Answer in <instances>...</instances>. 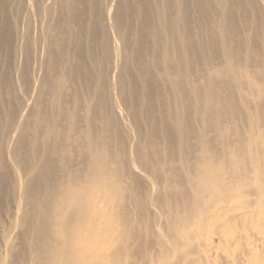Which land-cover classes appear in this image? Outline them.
Segmentation results:
<instances>
[{
    "label": "rangeland",
    "instance_id": "1",
    "mask_svg": "<svg viewBox=\"0 0 264 264\" xmlns=\"http://www.w3.org/2000/svg\"><path fill=\"white\" fill-rule=\"evenodd\" d=\"M61 1L53 0L49 11H45L48 7L41 10V0H15L14 3L17 31L13 57L8 58L14 102L10 108L0 106V143L5 152V159H0V264H27L30 255L23 244V239L28 237L21 225L23 214L30 221L39 200L49 212L66 191L76 200L74 210L78 211L82 204L87 207L96 204L110 218L129 214L136 222L142 219L143 223L138 220L137 225L146 233L151 232L154 224V229L160 226L161 213L154 206L151 209L149 203L152 199L156 204L162 200V189L168 191L172 186L169 194L176 192L177 202H185L188 191L210 190L214 181L212 169L220 176V186L231 189L232 194L240 196L244 189H249L255 194L247 199L264 200V34L258 30L259 25L251 26L254 18L247 6L242 5L244 0H226V21L218 18L210 0H184L182 28L175 23L177 0H165L163 8L158 0L153 24L157 31V26L161 27L156 21L157 15L166 13L163 23L169 24L168 44L174 60L171 77L174 83L181 81L177 86L179 104L174 87L166 85L157 68L154 98L149 103L146 99L140 108L135 97L125 100L120 90L122 81L136 78L134 67H128L129 73L121 75L123 61L116 55L113 60L116 69L109 76L104 64L97 63V82L91 84L90 93H82L75 100L58 133L70 136L65 142L77 148L67 149L53 167L31 168L27 140L23 144L18 140L22 134L36 130L30 110L41 103V59L45 56L41 38L44 41L46 35L41 15L56 18ZM117 2L104 0L103 5L110 11L105 35L119 45L113 22V17L118 16ZM258 5L262 10L259 17L264 19V1L258 0ZM139 19L138 15L134 16L137 24L132 31L139 27ZM183 46V56L178 55ZM59 75H64L62 69ZM67 79L73 78L68 75ZM192 91L197 93L195 99ZM14 114L22 115L21 123L16 121V116L12 122ZM5 117L12 118L6 122ZM136 117L140 118L137 123L133 121ZM176 120L183 125L181 142ZM65 128L78 134L65 136ZM12 129H16V134ZM100 135L103 138L98 140ZM138 144L149 146L144 150V163L135 157ZM18 149L20 155L13 160ZM129 164L140 165L150 175L154 190L146 187L138 175L130 176ZM141 168L136 170L140 172ZM13 175L21 182L26 175L29 179L25 185H18ZM52 181L57 183V190L42 188ZM236 199L234 205L242 197L239 201ZM62 211L71 212L68 208ZM141 238L145 239V235ZM149 238L138 241L135 251L138 255L153 245Z\"/></svg>",
    "mask_w": 264,
    "mask_h": 264
},
{
    "label": "bare ground",
    "instance_id": "2",
    "mask_svg": "<svg viewBox=\"0 0 264 264\" xmlns=\"http://www.w3.org/2000/svg\"><path fill=\"white\" fill-rule=\"evenodd\" d=\"M183 1L177 0L176 6L175 23L180 28L184 21L181 12ZM210 1L213 9H217L218 18L226 21V0ZM164 2L165 0H161L162 8ZM14 3L15 0H0V18H5L0 21V106L7 108L14 102L10 79L11 62L8 66L9 56L11 55V59L13 57L17 31L13 14ZM103 3L104 0H62L56 18L41 15V23L46 24L45 40L41 38V47L44 46L45 54L41 59V103L30 110V118L37 131L22 134L18 140L19 144L27 140V158L33 169L53 167L67 149L77 148L74 146L73 149L71 144L65 142L66 138H70L66 135L76 136L77 131L65 128L66 137L58 133L65 114L74 106L75 100L82 93H90L91 84L97 82V63L104 64L105 72L109 76L116 69L113 64L116 55H120L123 61L121 75H127L128 67H134L137 80L135 78L122 81L120 90L125 100L135 97L140 108L146 99L149 103L154 98L152 94L155 92L156 68L163 74L166 85L174 87L177 103L180 102L177 86L181 83L179 79L185 77L182 75L179 78L175 75L179 78V83L177 80L174 83L171 77L174 60L171 56L172 47L168 44L169 24L163 23L166 13L157 15L156 21L161 25L157 26V31L153 24L154 8L158 0H118V5L115 6L118 16L113 17V22L119 45L115 40L111 41L109 35H105L110 11L104 8ZM52 5L53 0H41V10L48 7L45 11H49ZM242 5L247 6V10L253 15L254 22L251 26L259 25L258 30L264 34V19L259 17L262 10L258 0H244ZM135 15L140 18L139 27L132 31L137 24L134 21ZM220 35L221 39L225 38L223 33ZM185 43L183 40V44ZM183 47L178 55L183 56L185 46ZM60 69L64 75H59ZM177 72H180L179 65ZM68 75L73 79L68 81ZM191 94L195 99L197 93L192 91ZM63 106V109L58 110ZM175 108L178 109V106ZM15 116L14 114L11 117L12 122ZM11 118L5 117V121L9 122ZM139 120L136 117L133 121L137 123ZM16 121L21 123L22 115L18 114ZM175 123L181 142L183 125L177 120ZM11 132L15 133L16 129ZM102 138L101 135L97 137L98 140ZM20 149L15 151L13 160L20 155ZM145 149L148 150L149 146L137 145L135 157L141 163L146 161ZM3 158L5 159V152L3 144L0 143V159ZM127 168L130 176L138 175L146 187L154 190L150 175L140 165L134 167L129 164ZM136 168H141L140 172ZM212 174L214 181L212 187H208L210 190L188 191L185 202H177L176 192L173 193L175 196L169 194L173 190L172 186H169L171 189L168 191H160L163 198L157 204L154 199L151 201L148 198L151 209L153 206L157 208L162 218L158 223L160 226L157 225L158 229H154V224L153 229L150 228L151 232H147L150 235L148 237L146 232H142V228L139 229V219L136 222L129 214L110 218L104 216L96 204L90 207L82 204L78 211L74 210L73 204L76 200L69 191L58 195L59 198L49 212L48 207L43 206V202L40 203L39 200L30 221L25 214L21 220V225L28 233V237L23 239L30 255L27 264H264V200L247 199L255 192L252 189L250 190L253 192L244 189L239 193L240 196L232 194L231 189L220 186V176L218 172L215 174V169H212ZM12 179L18 185H25L29 176L26 175L23 182L15 175ZM56 184L52 181L42 188L51 187L57 190ZM240 197L245 199H240L241 202L234 205L235 199L239 201ZM51 199L52 197L49 200ZM65 208L71 212L62 211ZM143 234L145 239H139ZM149 237L153 240V245L146 253L138 255L135 252L138 241ZM12 248L13 245L10 249Z\"/></svg>",
    "mask_w": 264,
    "mask_h": 264
}]
</instances>
